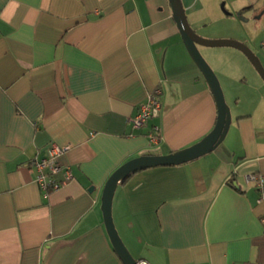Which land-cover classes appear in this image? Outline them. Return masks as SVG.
I'll list each match as a JSON object with an SVG mask.
<instances>
[{
    "label": "crops",
    "instance_id": "crops-1",
    "mask_svg": "<svg viewBox=\"0 0 264 264\" xmlns=\"http://www.w3.org/2000/svg\"><path fill=\"white\" fill-rule=\"evenodd\" d=\"M182 1L199 34L241 41L264 65V0ZM204 48L231 109L224 141L131 174L113 219L137 261L264 264V202L245 180L264 177V81L240 50ZM156 87L160 115L133 131ZM217 116L169 0H0V264H124L104 222L107 180L199 142ZM54 145L73 178L45 196L32 163Z\"/></svg>",
    "mask_w": 264,
    "mask_h": 264
},
{
    "label": "water",
    "instance_id": "water-1",
    "mask_svg": "<svg viewBox=\"0 0 264 264\" xmlns=\"http://www.w3.org/2000/svg\"><path fill=\"white\" fill-rule=\"evenodd\" d=\"M169 3L184 45L207 80L214 95L218 116L213 130L199 142L168 155L146 154L133 158L116 169L107 180L102 195L104 222L111 243L124 264H138V261L131 255L123 242L113 219V200L118 185L137 171L156 166L182 164L214 151L224 141L232 123L231 109L226 102L221 82L199 47H233L240 50L246 55L264 81V65L260 57L247 44L235 39H209L200 36L192 28L188 20L183 1L169 0Z\"/></svg>",
    "mask_w": 264,
    "mask_h": 264
},
{
    "label": "built area",
    "instance_id": "built-area-1",
    "mask_svg": "<svg viewBox=\"0 0 264 264\" xmlns=\"http://www.w3.org/2000/svg\"><path fill=\"white\" fill-rule=\"evenodd\" d=\"M162 89L156 87L148 96V99L143 103L137 114L129 118V124L133 131L142 129L148 125V122L160 115L162 109ZM159 126H153L150 132V142L157 144L160 140ZM66 150L65 147L52 146L49 155L46 158L35 159L32 163V168L36 172V179L40 183L45 196L53 190H58L72 180L73 173L70 167L63 166L58 160ZM63 173V176H58ZM247 184H254L258 191V203L264 202V177L259 173H251L245 176ZM138 264H150L145 260L138 261Z\"/></svg>",
    "mask_w": 264,
    "mask_h": 264
},
{
    "label": "rangeland",
    "instance_id": "rangeland-1",
    "mask_svg": "<svg viewBox=\"0 0 264 264\" xmlns=\"http://www.w3.org/2000/svg\"><path fill=\"white\" fill-rule=\"evenodd\" d=\"M196 1V0H195ZM220 5H221V9L222 10H225V7H224V5H223V1L222 0H220ZM187 17H188V20H189V15H188V13H187ZM189 22H190V20H189ZM191 24V23H190ZM192 26V25H191ZM193 28V27H192ZM194 29V28H193ZM195 30V29H194ZM196 31V30H195ZM196 33L197 34H199L197 31H196ZM200 36H202L201 34H199ZM202 37H204V36H202ZM205 38H207V37H205ZM200 49H201V53L203 54V56H205V53L203 52V51H205L204 49V47H199ZM207 57L205 56V59H206ZM253 66V65H252ZM253 69H254V71H256V73L258 74V75H260L258 72H257V70L255 69V67L253 66ZM262 79V78H261Z\"/></svg>",
    "mask_w": 264,
    "mask_h": 264
}]
</instances>
